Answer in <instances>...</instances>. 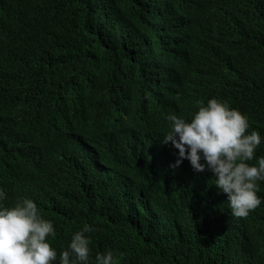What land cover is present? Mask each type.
<instances>
[{
  "label": "trees",
  "instance_id": "trees-1",
  "mask_svg": "<svg viewBox=\"0 0 264 264\" xmlns=\"http://www.w3.org/2000/svg\"><path fill=\"white\" fill-rule=\"evenodd\" d=\"M251 16H264V0H0V203L32 199L53 222L51 243L89 224L116 264H198L218 217L197 225L194 199L181 197V183L151 161L156 154L136 146L165 129L166 112L186 116L221 80L247 86L233 104L264 130V22L252 27ZM237 38L259 49L241 50ZM193 52L212 66L191 82ZM128 81H144L149 96L125 116L106 111ZM90 165L107 174L102 183H126L132 219L100 189L112 202L102 205L90 178L80 180ZM72 186L80 197H67ZM241 235L230 264H264V224L260 237Z\"/></svg>",
  "mask_w": 264,
  "mask_h": 264
},
{
  "label": "clouds",
  "instance_id": "clouds-1",
  "mask_svg": "<svg viewBox=\"0 0 264 264\" xmlns=\"http://www.w3.org/2000/svg\"><path fill=\"white\" fill-rule=\"evenodd\" d=\"M256 19L264 22V16H251L244 20L256 27ZM235 41L241 50L259 49L242 38ZM210 66L212 62L207 55L193 52L185 76L194 82L198 73ZM100 87L106 88L103 84ZM245 87L229 88L221 80L211 96L189 106L190 112L186 116L166 112L165 129L143 137L136 146L141 151L156 154L157 160L151 161L166 166L162 174L181 183V197L194 199V208L199 213L197 225L208 214L218 217V229L196 252L198 264H230L240 249L241 230L245 234L255 233L258 237L263 232L264 217L259 211L264 212V156L256 150H264V130L233 104L243 92L241 88ZM197 90L204 94L201 84ZM150 91L151 86L144 81L139 84L128 81L124 91L114 93L115 98L107 103L106 111L125 116L139 106L140 97L149 96ZM145 102L150 104L149 100ZM144 112L152 111L144 109ZM187 169H191L190 174H186ZM106 175L99 167L90 165L89 175L80 180L90 178L88 184L102 205L112 202L98 194L100 189L113 200L123 203L127 216L132 219L135 206L133 209L128 207L133 201L126 192V183L113 177L110 182L102 183ZM184 175H188L185 180ZM148 187L162 190L158 184ZM221 192L226 194L224 201L220 200ZM208 194L212 203L206 200ZM70 196L80 197L74 186L67 197ZM5 199L0 183V201ZM93 231L92 226L84 224L69 238H58L51 243L50 240L56 236L53 222L43 218L32 199H19L10 207L0 203V264H116L111 250L103 253L96 245Z\"/></svg>",
  "mask_w": 264,
  "mask_h": 264
},
{
  "label": "bare ground",
  "instance_id": "bare-ground-1",
  "mask_svg": "<svg viewBox=\"0 0 264 264\" xmlns=\"http://www.w3.org/2000/svg\"><path fill=\"white\" fill-rule=\"evenodd\" d=\"M225 196H226V194H224V193L221 192L220 199H221V198H224ZM155 242H156V240H155ZM137 263H138V264H145L144 262H143V263H142V262H137Z\"/></svg>",
  "mask_w": 264,
  "mask_h": 264
}]
</instances>
